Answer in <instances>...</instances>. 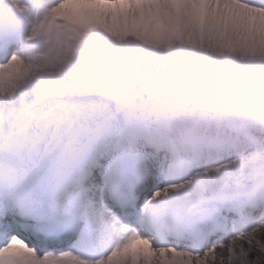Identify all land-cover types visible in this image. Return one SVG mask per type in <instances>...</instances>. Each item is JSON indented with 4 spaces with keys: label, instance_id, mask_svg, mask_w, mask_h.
<instances>
[{
    "label": "snow or ice",
    "instance_id": "obj_1",
    "mask_svg": "<svg viewBox=\"0 0 264 264\" xmlns=\"http://www.w3.org/2000/svg\"><path fill=\"white\" fill-rule=\"evenodd\" d=\"M0 264H264V0H0Z\"/></svg>",
    "mask_w": 264,
    "mask_h": 264
}]
</instances>
